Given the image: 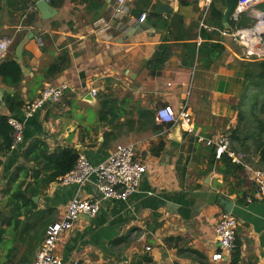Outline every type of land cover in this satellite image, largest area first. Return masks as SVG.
Here are the masks:
<instances>
[{
    "label": "crops",
    "instance_id": "obj_1",
    "mask_svg": "<svg viewBox=\"0 0 264 264\" xmlns=\"http://www.w3.org/2000/svg\"><path fill=\"white\" fill-rule=\"evenodd\" d=\"M41 1L49 8L41 9ZM212 1L127 0L118 13V0H0V40L12 41L0 63L15 60L23 72L17 87L0 77V116H14L24 125L16 149H5L0 137V232L5 231L0 264H34L49 225L64 216L74 197L100 198L95 179L83 186L65 185L59 178L47 183L61 150H75L99 164L121 142L136 144L137 157L146 164L138 192L126 201L102 199L94 217L81 214L58 241L56 253L65 264H131L143 255L154 264H233L232 254L212 260L221 250L216 229L227 212L225 201L233 203L231 214L238 221V264H264V198H256L243 168L235 175L221 173L216 148L199 140L228 137L231 148L243 153L253 169H264L254 138L238 134L245 141L232 140L245 83L241 63L250 61L243 48L218 30L219 36L207 41L211 46L220 41L216 58L204 68L184 63L193 55V47L184 45L195 43L198 58L206 41L200 29ZM160 5L171 10L162 13ZM246 13L254 15L253 10ZM135 28L134 35L122 40ZM64 51L70 58L66 68L48 76L49 66ZM158 55L166 58L160 70L151 64ZM191 80L212 83L214 101L207 120L194 118L190 94L194 133L187 125L154 131L153 122L145 123L141 114L166 104L180 109ZM47 85L67 86L61 101L48 102L27 118L26 105L38 100ZM100 94L116 102V122L110 116L100 119ZM15 96L24 107L11 113ZM157 110L156 125H163ZM22 166L26 170L18 174L12 193L25 180L22 191L35 207H2L9 199L3 191Z\"/></svg>",
    "mask_w": 264,
    "mask_h": 264
},
{
    "label": "built area",
    "instance_id": "obj_2",
    "mask_svg": "<svg viewBox=\"0 0 264 264\" xmlns=\"http://www.w3.org/2000/svg\"><path fill=\"white\" fill-rule=\"evenodd\" d=\"M127 0H118V13L123 12ZM264 3V0H239L237 8L232 15V20L238 22L241 14L248 11H254V15H250L255 20L252 27H238L229 30H222L221 34L230 37L236 44L240 45L244 54L248 59H264V12L257 10V6ZM32 9V7H31ZM125 11V10H124ZM146 15H142L140 22L146 19ZM203 17L201 27L207 28ZM39 43H43L39 39ZM12 41L7 38L0 40V60L6 55ZM170 85V84H169ZM67 86L47 85L43 89L38 100L26 105V117L31 118L46 103H58L61 101ZM92 96H97V91L93 90ZM191 92L187 93V99L181 104L180 109L175 110L171 105H163L157 110L158 121L169 128L180 125H187L188 132L194 133L191 129L192 112L188 97ZM8 124L13 129L12 149L23 141L24 125L14 116L9 117ZM199 140L205 142L208 146L215 147L217 157L227 154L234 163L240 165L247 173L251 182L255 185L256 198H264V169H253L246 161L243 153L233 150L230 146L228 137H220L218 139H206L199 137ZM146 164L137 157L136 144L118 145L113 153L103 162L93 164L84 155H81L69 173L59 177L58 182L71 185L76 184L83 186L93 179L100 194L99 199L90 200L80 198L78 195L70 202L64 216L49 225L46 238L38 252L34 264H65L63 259L56 253L58 241L63 233L69 232L74 228L75 222L81 214L94 217L100 209L102 199H118L122 201L128 200L129 197L138 192L141 180L146 173ZM237 229L238 221L233 214L223 213L219 219L216 229L217 239L220 243V252L212 256L213 261L223 260L228 254H233L237 248ZM150 250V247H148ZM69 264H85L76 260Z\"/></svg>",
    "mask_w": 264,
    "mask_h": 264
},
{
    "label": "trees",
    "instance_id": "obj_3",
    "mask_svg": "<svg viewBox=\"0 0 264 264\" xmlns=\"http://www.w3.org/2000/svg\"><path fill=\"white\" fill-rule=\"evenodd\" d=\"M184 3V2H182ZM225 7V0H213L207 16L204 19V23L207 28L202 27L200 29V36L205 42H202L199 46L198 58H196V44L184 45L186 48H192L193 55L188 57V61H185V64H197L198 67L204 68L212 58L218 56L219 49H222L220 41L214 45L207 43V41L219 36L218 30H224L223 25V10ZM260 11L264 12V3L257 6ZM255 22L252 16H249L247 13H244L240 16L238 22L231 21L230 24L234 26L237 24L239 27L247 28L252 27ZM212 28V31L209 29ZM161 47L160 49H162ZM69 55L67 51L63 52V55L59 58H56V61L51 64L47 70L48 76H56L62 72L66 66ZM248 63H241L244 68L245 74V83L242 93V98L237 106L238 116V126L232 132V140L235 143H239L243 139L238 136V134H244L245 137H251L255 139L258 149H261L262 158H264V59H247ZM166 58L158 55L151 64L155 69H161L164 67ZM0 77L4 80L5 83L17 87L20 85L23 77L22 68L19 63L15 60H4L0 63ZM110 95L100 94L99 99V116L101 120H108V117H111V122L114 123L118 120V117L115 115L118 109V106L114 100H111ZM24 107L23 102L19 100L18 96H15L12 102L9 104V109L11 113L17 112L19 109ZM150 117V118H149ZM141 118L144 119L145 123L153 122L154 131H163L167 129V126L156 125L155 112L148 113L143 112ZM9 116H0V137L4 140L5 149H10L12 143V128L8 124ZM166 127V128H165ZM241 131V132H240ZM246 139V138H245ZM247 140V139H246ZM245 141V140H243ZM30 151V150H29ZM25 154V157L28 159V153ZM79 154L75 150L64 149L61 150L59 155L56 156L52 161L55 162L53 166V174L47 181L50 182L58 179L59 177L64 176L69 173L75 167ZM221 162L220 168L218 169L221 173L224 174H237L243 172V169L240 165L233 162V160L227 155L223 154L219 159ZM26 169L18 167L16 169L15 175L10 182L11 187L3 191L5 195L9 196V199H5L2 207L12 206L17 209L24 207H35L31 198H28L24 191H22L23 186L25 185V180L20 181L16 186L15 191L12 193V185L16 184V179L18 174L24 172ZM41 186V185H40ZM39 191L36 190L34 193L37 194ZM5 231L1 230L0 240L4 235ZM240 258V251L237 242V248L232 254L233 264H238ZM131 264H154L152 259L147 256H136L133 259ZM208 264V263H202Z\"/></svg>",
    "mask_w": 264,
    "mask_h": 264
},
{
    "label": "rangeland",
    "instance_id": "obj_4",
    "mask_svg": "<svg viewBox=\"0 0 264 264\" xmlns=\"http://www.w3.org/2000/svg\"><path fill=\"white\" fill-rule=\"evenodd\" d=\"M255 25V22L253 23ZM196 80V79H195ZM191 92L192 109L194 118L199 121L207 120V114L211 112L212 102L214 101V90L211 88L212 83H195L191 80L187 84ZM148 102H146V107ZM162 106L155 107L152 111L155 112ZM121 144H126L121 142Z\"/></svg>",
    "mask_w": 264,
    "mask_h": 264
},
{
    "label": "water",
    "instance_id": "obj_5",
    "mask_svg": "<svg viewBox=\"0 0 264 264\" xmlns=\"http://www.w3.org/2000/svg\"><path fill=\"white\" fill-rule=\"evenodd\" d=\"M238 2H239V0H225L226 8H225V12H224V15H223V25H224L225 29H227L229 31H231L230 19H231L233 13L235 12V10L237 8ZM40 7H41V9H43L44 7L49 8V4L46 1H41ZM159 10L162 11V13H165L167 11H170L171 9H168L167 7H164V6L160 5L159 6ZM138 27L144 28L145 24L144 23H140L138 25ZM135 32H136V28L132 29L131 31H129L126 34V36H124L122 38V40L128 39L130 36L134 35ZM225 204H226V211H227L226 213L231 214L232 213V208H233V205H232L233 203L225 201Z\"/></svg>",
    "mask_w": 264,
    "mask_h": 264
},
{
    "label": "bare ground",
    "instance_id": "obj_6",
    "mask_svg": "<svg viewBox=\"0 0 264 264\" xmlns=\"http://www.w3.org/2000/svg\"><path fill=\"white\" fill-rule=\"evenodd\" d=\"M187 127V126H186Z\"/></svg>",
    "mask_w": 264,
    "mask_h": 264
}]
</instances>
